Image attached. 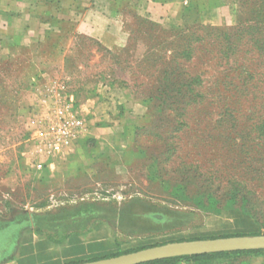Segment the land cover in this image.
Returning <instances> with one entry per match:
<instances>
[{
	"label": "rangeland",
	"instance_id": "1",
	"mask_svg": "<svg viewBox=\"0 0 264 264\" xmlns=\"http://www.w3.org/2000/svg\"><path fill=\"white\" fill-rule=\"evenodd\" d=\"M189 1L206 8L185 30L140 24L123 7L119 48L104 52L82 41L64 70L52 64L48 74L82 105L88 134L48 169L30 162L40 82L18 106L0 96L2 243L21 219L42 234L94 230L96 243L108 240L104 253L75 264L171 243L264 236V0ZM174 66L182 78H198L199 104H162L179 74Z\"/></svg>",
	"mask_w": 264,
	"mask_h": 264
},
{
	"label": "crops",
	"instance_id": "2",
	"mask_svg": "<svg viewBox=\"0 0 264 264\" xmlns=\"http://www.w3.org/2000/svg\"><path fill=\"white\" fill-rule=\"evenodd\" d=\"M123 7L140 17V24L148 20L180 30L195 23L206 8L192 6L189 0H0V96L18 106L37 81L66 85L48 72L53 63L64 70L70 49L79 42L93 43L104 52L119 48L125 31ZM20 223L4 243L0 241V263L68 264L102 254L109 246L105 239L96 243L94 230L49 235L27 219ZM167 264H264V254L204 256Z\"/></svg>",
	"mask_w": 264,
	"mask_h": 264
},
{
	"label": "built area",
	"instance_id": "3",
	"mask_svg": "<svg viewBox=\"0 0 264 264\" xmlns=\"http://www.w3.org/2000/svg\"><path fill=\"white\" fill-rule=\"evenodd\" d=\"M32 108L31 165L37 171L48 169L69 157L87 137L88 126L82 105L59 81L40 83Z\"/></svg>",
	"mask_w": 264,
	"mask_h": 264
},
{
	"label": "water",
	"instance_id": "4",
	"mask_svg": "<svg viewBox=\"0 0 264 264\" xmlns=\"http://www.w3.org/2000/svg\"><path fill=\"white\" fill-rule=\"evenodd\" d=\"M263 250L264 236L228 237L212 240L171 243L81 264H143L180 257Z\"/></svg>",
	"mask_w": 264,
	"mask_h": 264
},
{
	"label": "trees",
	"instance_id": "5",
	"mask_svg": "<svg viewBox=\"0 0 264 264\" xmlns=\"http://www.w3.org/2000/svg\"><path fill=\"white\" fill-rule=\"evenodd\" d=\"M172 70L174 72L179 71L178 72L179 74H174L172 80L169 81L168 86H165L164 91L162 92V95H160L161 97H164V100L162 102V104H164V107L165 108L178 107L181 102H182L181 103L182 105L183 104H186V105L199 104L201 100L203 99L204 95L200 93L199 91H196L197 88H194V86H196L195 84L198 78L195 77L194 79H189V80L188 78H182L181 77L182 68L177 67V66L172 67ZM173 92H177L178 95H180L179 99H176L173 97V95H171ZM253 236H259V235L253 233ZM224 238H228V237H224ZM129 253H132V252H127L125 254H129ZM228 254H233V255H236V254H241V255L242 254H264V250L263 251L217 253V254H209V255L193 256V257H180V258L154 261V262L143 263V264H167V263H171V262L178 261V260H192V259H197L199 257H204V256H222V255H228ZM112 257L114 256H107L104 258H112ZM94 260H97V259H94ZM71 264H75V263H71Z\"/></svg>",
	"mask_w": 264,
	"mask_h": 264
}]
</instances>
